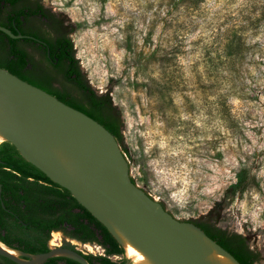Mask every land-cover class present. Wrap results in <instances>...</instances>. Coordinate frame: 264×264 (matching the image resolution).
Returning a JSON list of instances; mask_svg holds the SVG:
<instances>
[{
  "label": "rangeland",
  "instance_id": "obj_1",
  "mask_svg": "<svg viewBox=\"0 0 264 264\" xmlns=\"http://www.w3.org/2000/svg\"><path fill=\"white\" fill-rule=\"evenodd\" d=\"M44 2L65 17L89 85L110 96L151 198L242 236L264 264V0ZM241 168L247 188L226 194Z\"/></svg>",
  "mask_w": 264,
  "mask_h": 264
},
{
  "label": "water",
  "instance_id": "obj_2",
  "mask_svg": "<svg viewBox=\"0 0 264 264\" xmlns=\"http://www.w3.org/2000/svg\"><path fill=\"white\" fill-rule=\"evenodd\" d=\"M0 149L30 168L27 177L68 191L120 246L126 264H240L151 198L100 123L1 68ZM0 256L16 264L55 257L89 264L69 249L30 254L0 243Z\"/></svg>",
  "mask_w": 264,
  "mask_h": 264
},
{
  "label": "flooded vegetation",
  "instance_id": "obj_3",
  "mask_svg": "<svg viewBox=\"0 0 264 264\" xmlns=\"http://www.w3.org/2000/svg\"><path fill=\"white\" fill-rule=\"evenodd\" d=\"M71 34L65 17L44 0H0V68L8 71L6 66L16 61L15 56L23 55L25 77L41 80L44 91L83 112L87 109L84 96L87 89L96 97L102 94L89 85L76 57ZM116 119L121 128L120 118ZM24 169L28 175L30 168ZM9 173L19 176L13 167L0 161V178ZM27 175L14 180L21 184L16 192H3L0 181V243L30 254L45 253L32 252L35 248L46 247V252L69 249L89 264H107L104 258L111 264H126L120 246L106 242L107 235L84 217L85 211L77 206L68 191ZM200 220L220 229L215 221ZM0 263L16 264L2 256ZM43 264L79 263L55 257Z\"/></svg>",
  "mask_w": 264,
  "mask_h": 264
},
{
  "label": "trees",
  "instance_id": "obj_4",
  "mask_svg": "<svg viewBox=\"0 0 264 264\" xmlns=\"http://www.w3.org/2000/svg\"><path fill=\"white\" fill-rule=\"evenodd\" d=\"M241 41L237 42V49L235 52H229L228 55L225 56L229 61L235 62L238 57H240L241 50ZM230 47V45H228ZM16 61L8 64L6 66L7 70L17 76L18 78L30 83L42 90H45L43 83L41 80L37 78H27L24 76L23 68L26 64L25 57L23 55H16ZM85 99L87 101V109L83 111L86 115L100 123L105 129H107L115 139L118 141L119 145L122 148L123 153L127 154L126 147L124 146V138L121 132V128L117 125V119L119 118L116 113V108L113 106L111 102V98L108 94H102L98 97L94 96L91 91L88 89L84 93ZM82 110V109H80ZM121 126V122L119 123ZM128 160V157H127ZM0 161L5 162L7 166L13 167L14 171L19 174V176L12 175L9 173L8 175L2 176L0 181L3 185V192L13 191L16 192L21 184L14 182V180H20L25 177L24 171L25 167L29 168L23 161H20L8 154H6L3 150L0 149ZM24 167V168H23ZM19 177V178H18ZM249 174L245 168H241L235 176V182L230 184L226 189V194L235 195L237 193L243 192L248 184H249ZM16 185H15V184ZM73 200V198H72ZM63 205V203H62ZM81 210L85 211L84 217L87 216L92 222L95 223L96 228H99L107 235V241L113 242L117 245L116 241L111 237V235L107 232V230L96 220L94 219L83 207L77 204ZM8 208L9 205H7ZM195 225L200 227L205 234L210 237L212 240L216 241L222 248H224L227 252H229L240 264H253L254 261L259 260L258 254H254L251 249L245 244V240L242 236L237 234H227L224 230L214 228L211 224L203 222L201 220L193 221ZM93 225V224H92ZM48 239V233L46 234L45 241ZM32 252H46L47 248H35L31 250ZM107 264H111V262L104 258L103 259ZM1 264V263H0Z\"/></svg>",
  "mask_w": 264,
  "mask_h": 264
}]
</instances>
